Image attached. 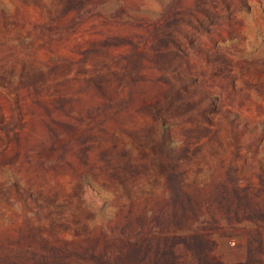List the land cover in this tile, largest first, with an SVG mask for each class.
<instances>
[{
    "label": "rangeland",
    "instance_id": "rangeland-1",
    "mask_svg": "<svg viewBox=\"0 0 264 264\" xmlns=\"http://www.w3.org/2000/svg\"><path fill=\"white\" fill-rule=\"evenodd\" d=\"M0 264H264V0H0Z\"/></svg>",
    "mask_w": 264,
    "mask_h": 264
}]
</instances>
